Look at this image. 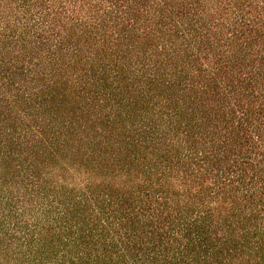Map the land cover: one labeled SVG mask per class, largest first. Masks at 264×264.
Listing matches in <instances>:
<instances>
[{
  "label": "trees",
  "instance_id": "16d2710c",
  "mask_svg": "<svg viewBox=\"0 0 264 264\" xmlns=\"http://www.w3.org/2000/svg\"><path fill=\"white\" fill-rule=\"evenodd\" d=\"M0 264H264V0H0Z\"/></svg>",
  "mask_w": 264,
  "mask_h": 264
}]
</instances>
